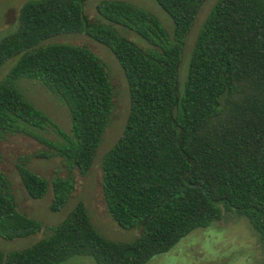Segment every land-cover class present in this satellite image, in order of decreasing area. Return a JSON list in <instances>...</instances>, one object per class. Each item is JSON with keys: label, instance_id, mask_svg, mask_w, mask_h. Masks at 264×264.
Segmentation results:
<instances>
[{"label": "trees", "instance_id": "16d2710c", "mask_svg": "<svg viewBox=\"0 0 264 264\" xmlns=\"http://www.w3.org/2000/svg\"><path fill=\"white\" fill-rule=\"evenodd\" d=\"M86 1L26 0L18 9L15 31L0 39V67L14 59L0 80V138L27 136L52 150L68 173L85 175L111 114L109 78L86 47L45 42L72 34L107 48L126 83L128 112L100 160V194L116 226L138 234L124 243L105 239L78 202L31 246L0 251V264H61L77 255L94 264H144L223 213L246 218L264 256V0H215L182 84L183 43L205 0H151L171 19V35L148 12L119 1L96 4L90 21ZM20 79L37 82L61 101L69 134L26 100L17 88ZM49 131L53 140L44 134ZM15 171L30 199L50 192L51 212L73 191L70 175L46 181L21 164ZM41 230L19 212L0 171V238Z\"/></svg>", "mask_w": 264, "mask_h": 264}, {"label": "rangeland", "instance_id": "374dc122", "mask_svg": "<svg viewBox=\"0 0 264 264\" xmlns=\"http://www.w3.org/2000/svg\"><path fill=\"white\" fill-rule=\"evenodd\" d=\"M26 0H0V39L15 31L17 12ZM102 1H119L140 8L155 17L165 32L172 33L171 19L151 0H87L84 12L90 21L95 20L94 7ZM215 0H205L193 25L187 34L181 52L178 69L179 84H182L187 61L197 32ZM95 16V17H94ZM122 36L142 46L140 40L131 32L117 27ZM45 43H65L84 46L95 54L108 75L112 88L111 114L96 147L93 163L85 175L76 170L66 171L60 158L52 155V150L33 139L22 135H4L0 138V171L10 184L11 192L19 212L38 221L42 230L32 236L13 240L0 238V251L3 253L23 250L48 235V228L57 225L73 206L81 202L93 229L105 239L113 242H129L138 234L137 230H123L116 226L108 216L100 194V160L119 137L128 112V93L123 74L109 50L81 35H60ZM9 60L0 67V80L12 65ZM17 88L32 105L43 112L61 131L69 134V118L65 106L54 95L37 82L20 79ZM46 137L54 139L51 131ZM49 152L51 157L38 158L36 153ZM15 164L24 165L39 177L50 181L54 177L73 179V191L65 205L56 212L48 209L50 192L38 200L30 199L24 192ZM263 252L246 218L233 213H223L218 220L207 227L191 231L181 238L168 252L150 258L144 264H262ZM61 264H94L87 256H73Z\"/></svg>", "mask_w": 264, "mask_h": 264}]
</instances>
